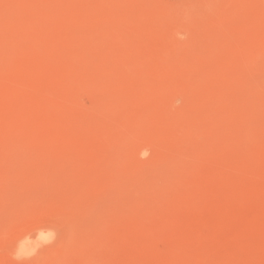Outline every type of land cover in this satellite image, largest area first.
I'll return each mask as SVG.
<instances>
[{
	"label": "rangeland",
	"instance_id": "obj_1",
	"mask_svg": "<svg viewBox=\"0 0 264 264\" xmlns=\"http://www.w3.org/2000/svg\"><path fill=\"white\" fill-rule=\"evenodd\" d=\"M0 264H264V0H0Z\"/></svg>",
	"mask_w": 264,
	"mask_h": 264
},
{
	"label": "clouds",
	"instance_id": "obj_2",
	"mask_svg": "<svg viewBox=\"0 0 264 264\" xmlns=\"http://www.w3.org/2000/svg\"><path fill=\"white\" fill-rule=\"evenodd\" d=\"M180 39H185L183 35L179 37ZM149 151L145 149L141 152V158H147ZM55 232L49 230L47 232L40 231L36 234L35 238L31 236H26L22 241L19 242L16 251L13 253V259L19 261L21 259H27L34 256L37 251L45 245L53 243L55 240Z\"/></svg>",
	"mask_w": 264,
	"mask_h": 264
}]
</instances>
